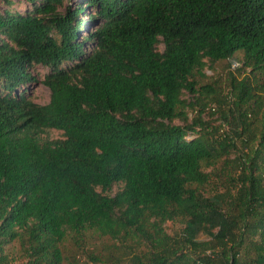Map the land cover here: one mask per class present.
Here are the masks:
<instances>
[{"label":"trees","instance_id":"obj_1","mask_svg":"<svg viewBox=\"0 0 264 264\" xmlns=\"http://www.w3.org/2000/svg\"><path fill=\"white\" fill-rule=\"evenodd\" d=\"M26 1L0 9V264H264V0Z\"/></svg>","mask_w":264,"mask_h":264},{"label":"rangeland","instance_id":"obj_2","mask_svg":"<svg viewBox=\"0 0 264 264\" xmlns=\"http://www.w3.org/2000/svg\"><path fill=\"white\" fill-rule=\"evenodd\" d=\"M64 1H65L64 5L61 6V10L63 11H65V8L67 7L68 4H71L72 6L75 7L76 4L78 3L77 2L78 0H64ZM6 8L13 12L19 11L22 13H26L29 10H31L33 6L31 5V3L27 2L26 0H11L9 3L2 1V4L0 5V9L3 10ZM84 31L85 30L83 28L81 34ZM158 48L162 51L164 49V44L159 43ZM237 60L240 62V65H238ZM242 62H243V53H238L232 59L220 60L218 62L212 63V65L210 64V62H207V65L203 69V72L206 75L196 72L195 76L200 83H206L216 80L218 83L221 84V86H223V88H227L230 72H234L236 75H238L241 78L242 75L246 74V71L249 70V67L246 69L242 67ZM47 71L48 69L44 68L41 65H37L34 67V73L39 75L41 78L44 76V74ZM31 91H33L34 98L37 102L41 104H45L49 102L51 91L42 82L39 81L38 83H34V85L31 86ZM183 98L190 100L191 98H193V96L188 91H184ZM190 116L191 117L193 116L191 112H190ZM212 119H217V115H214ZM175 122L180 123L181 121L177 119ZM49 134L51 137H55V138H59L62 136V132L58 130H51ZM119 188L120 186L118 184H115L108 193L114 195L119 190ZM164 226L166 231L172 234L182 229L183 222L167 221L164 224ZM87 241L90 242V244H92V247L94 249L106 250V251L107 249L105 248L110 247L112 244V239H110L108 236L101 237L98 236L96 233H88ZM65 245L67 252H70V250H75L74 245L69 239L66 240ZM16 247L17 244L10 245V248H16ZM77 259H79L81 263L90 264L87 261V257L85 254H78Z\"/></svg>","mask_w":264,"mask_h":264}]
</instances>
